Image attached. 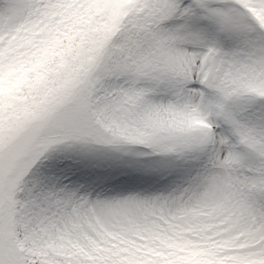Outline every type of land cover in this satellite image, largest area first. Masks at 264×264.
<instances>
[{"label":"snow or ice","instance_id":"obj_1","mask_svg":"<svg viewBox=\"0 0 264 264\" xmlns=\"http://www.w3.org/2000/svg\"><path fill=\"white\" fill-rule=\"evenodd\" d=\"M0 264H264V0H0Z\"/></svg>","mask_w":264,"mask_h":264}]
</instances>
